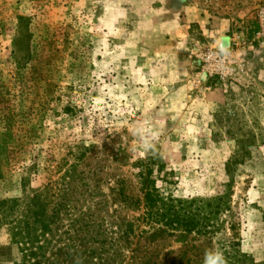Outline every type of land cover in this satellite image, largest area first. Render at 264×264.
<instances>
[{
	"label": "rangeland",
	"instance_id": "rangeland-1",
	"mask_svg": "<svg viewBox=\"0 0 264 264\" xmlns=\"http://www.w3.org/2000/svg\"><path fill=\"white\" fill-rule=\"evenodd\" d=\"M262 6L0 0V193L19 195L29 173L33 189L61 183L78 163L114 206L121 184L142 196L136 163L154 158L164 191L225 196V209L207 233L130 235L124 264H203L212 248L226 264H264ZM9 240L1 228L0 264H14Z\"/></svg>",
	"mask_w": 264,
	"mask_h": 264
},
{
	"label": "trees",
	"instance_id": "trees-1",
	"mask_svg": "<svg viewBox=\"0 0 264 264\" xmlns=\"http://www.w3.org/2000/svg\"><path fill=\"white\" fill-rule=\"evenodd\" d=\"M9 149L8 141H2L0 165L9 164ZM76 164L65 171L61 183L50 181L33 189L29 173L21 177L19 195L0 193V229L9 235L14 264H124V257L130 261L137 250L125 244L130 235L155 229L207 233L216 229L225 209V196L207 200L164 191L154 176L164 165L156 169L154 158L136 163L142 196L130 195L121 184L110 206L106 194L76 173Z\"/></svg>",
	"mask_w": 264,
	"mask_h": 264
},
{
	"label": "built area",
	"instance_id": "built-area-1",
	"mask_svg": "<svg viewBox=\"0 0 264 264\" xmlns=\"http://www.w3.org/2000/svg\"><path fill=\"white\" fill-rule=\"evenodd\" d=\"M257 17L259 20V35L264 40V6L260 7L257 11ZM206 60L212 61L219 58V54L213 51H209L206 54ZM218 68H221L222 64L221 62L217 61Z\"/></svg>",
	"mask_w": 264,
	"mask_h": 264
},
{
	"label": "clouds",
	"instance_id": "clouds-1",
	"mask_svg": "<svg viewBox=\"0 0 264 264\" xmlns=\"http://www.w3.org/2000/svg\"><path fill=\"white\" fill-rule=\"evenodd\" d=\"M203 264H226L223 252L217 248L206 250Z\"/></svg>",
	"mask_w": 264,
	"mask_h": 264
}]
</instances>
